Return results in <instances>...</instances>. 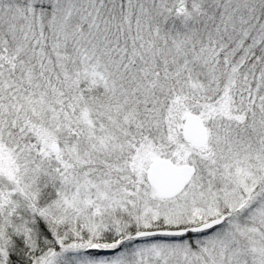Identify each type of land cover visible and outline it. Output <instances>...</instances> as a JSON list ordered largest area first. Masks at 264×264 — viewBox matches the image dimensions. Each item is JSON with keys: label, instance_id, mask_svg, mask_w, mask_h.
Masks as SVG:
<instances>
[{"label": "snow or ice", "instance_id": "obj_1", "mask_svg": "<svg viewBox=\"0 0 264 264\" xmlns=\"http://www.w3.org/2000/svg\"><path fill=\"white\" fill-rule=\"evenodd\" d=\"M0 264H264V0H0Z\"/></svg>", "mask_w": 264, "mask_h": 264}]
</instances>
